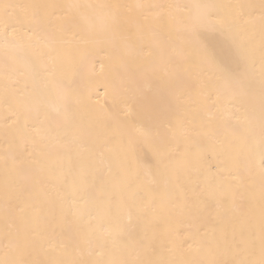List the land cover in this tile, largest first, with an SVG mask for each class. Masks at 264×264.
<instances>
[{"label":"snow or ice","instance_id":"obj_1","mask_svg":"<svg viewBox=\"0 0 264 264\" xmlns=\"http://www.w3.org/2000/svg\"><path fill=\"white\" fill-rule=\"evenodd\" d=\"M0 7L5 13L3 39L7 42L9 10L32 25L42 22L43 10L60 8L71 12L82 6L19 3ZM98 7L107 10L111 25L116 29L120 26L119 10L133 6ZM168 7L184 9L178 46L171 53L161 46L159 62L140 67L141 85L135 93L127 94L123 78H118L113 84V102L117 111L123 109L125 114L128 105L144 110L147 106L143 101L146 92L152 90V79L162 77L175 107L184 109L178 129L172 132L173 136L179 134L183 143L169 150L157 149L158 178L146 189L133 188L126 179L119 196L106 192L98 199L84 201L81 206L75 193L85 187L90 173L111 171L109 140L130 122L120 120L117 114L103 112H88L86 117H77L65 109L56 126L72 129V134L65 136L66 164L53 165L43 152L25 161L15 157L11 160L5 157L3 161L5 197L15 193L32 203L34 194L39 191L42 202L33 207L32 220L27 224H17L6 215L0 264H170L151 257L157 245L162 244L164 224L175 212L217 225L208 242V251L214 258L199 264H264V0L259 5L258 17L261 52L258 117L250 71L255 33L249 32V26L255 25L257 18L249 10L255 6L194 3ZM11 27L15 34L16 26ZM212 33L219 34L230 49H234V56L226 60L218 54L217 46L209 38ZM239 35L246 36L247 40L240 41ZM125 47L127 56L135 54L130 46ZM41 70L53 74L46 66L35 69ZM54 86L61 87L57 82ZM237 98L248 101L242 119L231 113L224 103ZM172 114L171 111L157 113L156 118ZM137 131L145 141L151 139L150 131ZM73 146L78 154L75 167L71 159ZM135 146V138L129 137V152ZM209 151L220 152L225 165L242 163L249 181L257 172L255 160L259 155L258 201L251 183L246 185L244 180L227 194L213 189L206 180L200 181L199 176L205 172L201 161ZM121 167L127 177L130 172L127 162ZM241 189L248 191L246 205L236 199ZM145 191L149 194L146 200L142 196ZM69 213L76 224L85 226L78 243L70 233L57 231ZM226 222L231 225L230 229L225 226ZM53 237H58L55 246ZM57 250L63 258H42ZM105 250L114 258H97L102 257Z\"/></svg>","mask_w":264,"mask_h":264},{"label":"bare ground","instance_id":"obj_2","mask_svg":"<svg viewBox=\"0 0 264 264\" xmlns=\"http://www.w3.org/2000/svg\"><path fill=\"white\" fill-rule=\"evenodd\" d=\"M19 3L76 4L82 7L71 12L60 8L43 10L45 15L42 22L32 25L9 10L7 42L3 39L5 13L0 7V257L6 215L17 224H27L32 220L33 207L42 202V193L39 191L34 194L32 203L15 193L5 197L3 161L5 157L25 161L43 152L53 165L66 164L65 136L71 135L72 129L56 126L65 109L77 117H86L88 112H103L106 115L117 114L120 120L130 122L129 126L122 128L109 140L111 171L90 173L85 187L75 193L81 206H84V201L98 199L106 192H111L114 197L119 196L126 179L133 188L146 189L158 178L157 149L169 150L171 146L183 143V138L179 134L173 136L172 132L178 129L184 109L175 107L174 98L166 91L162 77L152 79V90L146 92L143 101L147 106L144 110L128 105L125 114L123 109L118 112L113 102V84L118 78H123L127 94L135 93L141 85L140 67L159 62L161 46L168 53L178 46V30L184 9L169 8V5L214 3L255 6L249 10L257 18L255 25L249 26V32L255 33L250 71L257 97L258 117L261 69L258 17L261 0H0V6ZM113 4L133 6L131 9L119 10L120 26L116 29L111 25L107 10L98 7ZM135 5L144 7L137 8ZM11 25L16 26L15 34ZM209 38L217 46L222 58L227 60L234 56V49H230L219 34L212 33ZM237 39L244 42L247 37L239 35ZM126 44L134 51L133 56H127ZM41 66H46L53 74L35 71ZM54 82L61 87H55ZM224 103L231 113L241 119L248 107L246 98L228 99ZM168 111L173 114L156 118L157 113ZM201 118H204L203 113ZM137 129L150 131L151 139L145 141ZM256 135H259L258 119ZM129 137L136 141L131 152L128 150ZM71 159L75 167L78 160L75 146ZM223 159L220 152H207L201 161L205 172L199 176L200 181L206 180L213 189L227 194L244 180L246 185L251 183L258 201L259 155L255 160L257 172L251 181L242 163L230 162L225 165ZM124 162H127L130 170L127 177L121 167ZM177 163L179 166L181 162ZM196 178L194 175L193 179ZM148 195L146 191L142 192L145 200ZM247 198L246 189L236 194L237 201L242 204L246 205ZM225 226L231 227L227 222ZM163 228L162 244L157 245L151 258L170 264H199L214 258L208 251V242L217 228L215 222L175 212ZM61 230L70 233L78 243L85 226L76 224L69 213L57 231ZM52 242L55 246L58 237H53ZM42 258L60 259L63 256L57 250ZM97 258L111 259L114 256L105 250V254Z\"/></svg>","mask_w":264,"mask_h":264}]
</instances>
